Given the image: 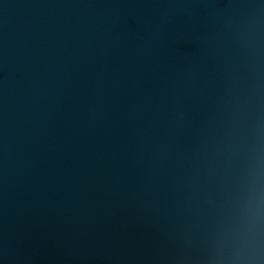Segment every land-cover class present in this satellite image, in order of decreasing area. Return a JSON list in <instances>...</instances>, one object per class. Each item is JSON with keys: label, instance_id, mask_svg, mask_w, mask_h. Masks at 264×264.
Instances as JSON below:
<instances>
[{"label": "water", "instance_id": "95a60500", "mask_svg": "<svg viewBox=\"0 0 264 264\" xmlns=\"http://www.w3.org/2000/svg\"><path fill=\"white\" fill-rule=\"evenodd\" d=\"M0 264H264V0H0Z\"/></svg>", "mask_w": 264, "mask_h": 264}]
</instances>
